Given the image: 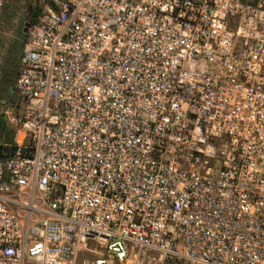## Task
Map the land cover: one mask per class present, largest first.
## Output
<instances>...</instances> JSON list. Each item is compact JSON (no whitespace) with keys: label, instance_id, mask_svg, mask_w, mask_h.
<instances>
[{"label":"built area","instance_id":"built-area-1","mask_svg":"<svg viewBox=\"0 0 264 264\" xmlns=\"http://www.w3.org/2000/svg\"><path fill=\"white\" fill-rule=\"evenodd\" d=\"M36 7L0 264H264V0Z\"/></svg>","mask_w":264,"mask_h":264},{"label":"rangeland","instance_id":"rangeland-1","mask_svg":"<svg viewBox=\"0 0 264 264\" xmlns=\"http://www.w3.org/2000/svg\"><path fill=\"white\" fill-rule=\"evenodd\" d=\"M35 7L36 0H8L0 16V145L14 142L15 130L3 114L2 101L8 102V90L18 75L25 25ZM95 258L94 254L82 255L78 264H92Z\"/></svg>","mask_w":264,"mask_h":264},{"label":"trees","instance_id":"trees-1","mask_svg":"<svg viewBox=\"0 0 264 264\" xmlns=\"http://www.w3.org/2000/svg\"><path fill=\"white\" fill-rule=\"evenodd\" d=\"M37 16H38V10H37V7H35L34 8V14L32 15V17L30 19L31 24H33L36 21ZM23 47H24V44H23Z\"/></svg>","mask_w":264,"mask_h":264},{"label":"water","instance_id":"water-1","mask_svg":"<svg viewBox=\"0 0 264 264\" xmlns=\"http://www.w3.org/2000/svg\"><path fill=\"white\" fill-rule=\"evenodd\" d=\"M30 26H31V23L27 22L26 25H25V32L26 33L29 31Z\"/></svg>","mask_w":264,"mask_h":264}]
</instances>
